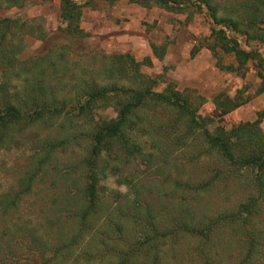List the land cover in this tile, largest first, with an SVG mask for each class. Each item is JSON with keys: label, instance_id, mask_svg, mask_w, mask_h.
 I'll list each match as a JSON object with an SVG mask.
<instances>
[{"label": "rangeland", "instance_id": "374dc122", "mask_svg": "<svg viewBox=\"0 0 264 264\" xmlns=\"http://www.w3.org/2000/svg\"><path fill=\"white\" fill-rule=\"evenodd\" d=\"M73 1L82 7L80 37L63 31L60 0L1 2L0 21H18L19 28L0 41V87L5 86L0 109L9 100L27 115L35 83L44 86L37 95L41 104L59 109L68 103L72 110L54 119L51 112H42L37 122L25 116L8 128L0 145V264H13L12 256L18 257L16 264H43V257L55 250L51 264H116L151 230L164 238L155 247H142L136 264H240L248 236L256 240V258L249 264H264V201L246 226L245 214L239 213L241 204L258 197L254 173L224 165L202 142L199 130L186 133L184 121L174 135L182 141L163 135L170 111L155 102L149 101L137 123L130 124L127 136L135 139L130 151L113 144L101 155L98 203L84 216L88 135L98 123L116 118L124 101L116 98L119 88H139L144 77L158 81L156 92L172 83L182 93L201 96L200 115L227 130L255 122L264 113V93H259L262 81L254 63L243 74L217 67L219 61L235 60L210 49L214 22L198 0L182 1L184 10L174 12L135 0ZM240 1L212 0L220 17L240 12ZM241 42H246L243 37ZM98 90L108 97L93 103L92 118L78 119L79 103ZM222 92L240 94L248 102L223 114L212 103ZM260 128L264 133V120ZM60 141L63 147L52 151L40 169L37 162ZM199 153L205 155L201 161ZM35 169L36 186L26 192L22 181ZM211 178L214 182L203 190L201 183ZM219 216L226 221L213 226L208 238L183 231L176 222L203 228ZM75 240V246L69 245Z\"/></svg>", "mask_w": 264, "mask_h": 264}, {"label": "trees", "instance_id": "16d2710c", "mask_svg": "<svg viewBox=\"0 0 264 264\" xmlns=\"http://www.w3.org/2000/svg\"><path fill=\"white\" fill-rule=\"evenodd\" d=\"M5 0H0L1 2ZM44 2L52 0H43ZM61 1V20L65 24L63 31L65 33L71 34L73 36H83L84 32L80 28V20L82 17V7L75 3L73 0H60ZM136 3H141L143 6H150L151 4H156L157 6L164 8L170 12L177 10H184L185 6H182V1L185 0H135ZM207 9L208 16L213 19V34L215 38V43L210 47L212 51H217L218 49L222 51L225 55H232L234 57V62L230 64H223L221 61L218 62L217 67L223 71L229 73H242L247 70L248 65L254 63L253 65L259 69L260 79L262 81L259 93H264V0H241L238 5L241 9L240 12H233V17L228 14L224 17H220L217 8L213 5L212 0H198ZM200 4V5H202ZM19 28L18 21L3 19L0 21V32L1 42H6V38L14 29ZM245 39V44H242L241 38ZM254 44H257V48H253ZM216 53V52H215ZM127 56V55H124ZM130 60V56H128ZM127 58V59H128ZM13 60V59H12ZM137 72H139L137 70ZM158 81L152 78L144 77L143 80L138 85H142L139 88L125 89L119 88L116 91V98L123 100L118 105L119 111L116 113V118L113 121H103L98 123L96 127L89 134L90 147L87 150V157L84 160L83 166L87 174L86 187L83 190L85 198L87 200L86 210L84 216H88L89 213H93V210L97 206L99 198L98 182L100 177V170H103L99 165V160L101 155L109 151L113 144H120L124 150L130 151V148L134 143V137L130 138L127 134L130 133V124H136L139 117L142 116L141 112L145 106L149 105V101L155 102L156 105H160L165 109L170 111V120L167 126L163 127V135L168 138L175 137L181 130V122L188 125L186 128V133L190 134L194 130H199L201 133V140L204 142L212 152H214L215 157H217L224 165H230L232 168H236L235 171L238 172H253L254 173V185L258 193L249 198L247 203L241 204L239 208V213L245 214L244 226L249 224L250 219L253 216L254 209L257 204H262L264 201V133L260 128L261 123L264 120V113H260L258 119L251 123L245 122L240 123L227 130L221 126H216L213 118L203 117L200 115V109L203 105L201 96H193L192 93H182L175 89L174 84H168V87L163 92H156L154 87L157 85ZM0 88H5L2 85ZM44 86L32 85V89L29 90L31 95L29 104V112H27V117L32 122H37L42 116V112L49 111L53 114V119L65 111L72 110L69 108L68 103H62V107H58L54 104L43 103L41 104V99L37 96L42 93ZM106 92V91H105ZM98 90L89 96V99L79 103L78 116L85 118H92L93 113V103L97 100L104 101V98L108 96ZM108 100V99H107ZM204 101V100H203ZM248 102V100H242L241 95L235 97L228 96L226 93L222 92L217 94L212 103L216 109L223 114H230L231 112L237 110ZM36 105V107L34 106ZM53 107V109L51 108ZM2 109H0V125L2 130H0V145L4 143V137L8 132L9 127L17 125L20 121L26 119L22 114V109L15 104H12L9 100L2 104ZM34 109V112H31ZM71 112V111H69ZM214 125V130L210 127ZM171 129V130H170ZM159 135L157 137L159 138ZM176 142H180L184 137H175ZM64 141L54 143L48 150V154L42 157L40 162V169L42 166L49 162V156L52 151H56L60 147H63ZM137 145V144H135ZM159 146V142L157 143ZM205 155L202 153L198 154V159L201 161ZM197 165V161H194ZM37 171H31L28 176L22 181L24 186V191H30L34 189L37 181ZM104 174L105 171L103 172ZM214 182V178L210 181L201 183L202 189H208L210 183ZM192 187V186H191ZM261 198V199H260ZM188 202V201H187ZM16 204V202H15ZM148 213V218L152 217L150 212ZM189 212H186V214ZM231 216V215H230ZM233 219H236V214L233 213ZM226 221V217H211L209 220V225L203 228H196L188 221L177 220V226L179 229L189 232L198 233V236L208 238L213 230V226H217L220 223ZM194 228L196 231L192 230ZM169 234V233H168ZM147 235L144 242H137L136 247L133 250L124 252L121 257L117 259L116 264H136V255H140L141 248L147 244L155 247V242L159 243L161 239L164 238V234L159 230H151V234ZM248 236V235H246ZM256 240L248 236L246 246L243 248L244 257L240 264H249L250 261L256 258ZM76 240L69 244L75 246ZM43 241L41 242V248L44 247ZM42 252V250H41ZM52 253L50 257H43V264H51L54 259H56V253ZM43 253H41L42 255ZM43 256V255H42ZM92 259L94 257L89 256ZM10 262L13 264L18 263V257L12 256ZM75 264H78L75 262Z\"/></svg>", "mask_w": 264, "mask_h": 264}]
</instances>
